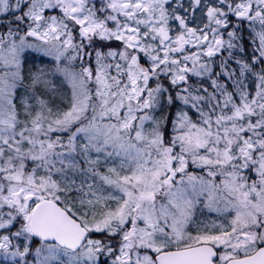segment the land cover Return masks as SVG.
Wrapping results in <instances>:
<instances>
[{"label": "rangeland", "instance_id": "374dc122", "mask_svg": "<svg viewBox=\"0 0 264 264\" xmlns=\"http://www.w3.org/2000/svg\"><path fill=\"white\" fill-rule=\"evenodd\" d=\"M7 1L0 0V19ZM108 1L113 11L142 10V19L152 24H141H154L153 45L170 33L167 19L173 13L179 18L186 9L183 0ZM80 4L37 0L29 15L34 27L26 37L18 35L24 41L12 35L0 42V264H155L160 251L202 244L220 248L221 261L252 252L255 243H264V139L255 138L264 124L250 122L259 113L258 84L248 93L242 80L236 82L241 87L237 102L234 93L223 102L228 115L217 111L211 121L194 109L193 114L200 115L194 124L180 105L165 126L157 119L163 114L165 92L134 70H123L122 44L87 43L91 51L79 58L75 47L82 50L83 44L63 37L54 18L41 30L43 12L56 11L55 6L61 12L63 6V14L84 30V37L76 33L80 42L94 35L130 45L139 41L137 33L94 22L81 13ZM25 17L20 14L17 23L23 25ZM176 21L184 25L182 19ZM222 24L226 26L223 19ZM51 27L58 31L51 34ZM216 33L218 39V28ZM180 38L169 36L168 42L172 46L176 40L180 48ZM129 47L135 52L140 48ZM25 51L48 55L55 68L51 75L42 70L36 76L34 87L42 94L24 92L17 112L13 100L21 86L18 56ZM190 62L196 64V57ZM160 63L159 58L152 63L154 79L166 78L167 69ZM198 63L201 69L194 74L208 73V66ZM251 132L254 135L242 144V136ZM170 158L174 171L166 182ZM145 194L157 199L137 211L134 203L142 202ZM42 199L62 206L89 231L79 251L31 242L27 211ZM19 226L29 237L13 234ZM18 239L22 242L16 245Z\"/></svg>", "mask_w": 264, "mask_h": 264}, {"label": "trees", "instance_id": "16d2710c", "mask_svg": "<svg viewBox=\"0 0 264 264\" xmlns=\"http://www.w3.org/2000/svg\"><path fill=\"white\" fill-rule=\"evenodd\" d=\"M16 1L17 0L7 1L6 13L0 19L1 43L3 41H8V38L12 35H15V37H18V35L26 37L28 30L32 26V21L29 15L31 16L32 6H34V2L37 0L19 1V6H15ZM51 1H53V3L57 2V0ZM80 1L83 3L80 4L81 13H84L83 11H85L89 17H93L92 19L95 20L94 22L100 23L103 27L110 30L124 28L127 31L126 33H137V36L139 37L138 42L140 44H146V46H141L138 51L142 54H146L145 58L147 60H151V58L147 55L150 49L147 44L150 45L151 43V30L154 29V24L149 27L147 26L152 23L142 19V10L134 7L128 11H123V8L121 7V11H113L111 9L112 5L108 0ZM123 1L126 4H130L131 1L136 2V0ZM192 1L193 0H186L184 2L183 7L186 9L182 11L183 15L180 14L179 18H176V14L173 13L172 16L167 19L170 30V33L167 34L166 38L168 46L164 50L158 49V51L162 52L159 57L162 61V64L160 63V67L163 69L165 68V70L167 69L164 74L166 78H155L152 81L154 82L153 87L162 89L163 92H165L161 97L163 103L160 111L163 114H160L159 117H157L158 121L160 120L162 124L165 123L164 125L168 126L170 123V116L175 112L174 110L176 108L179 109L180 105L185 107L184 111L190 112V119L194 124H198L200 117V115L193 114L194 109L200 110L202 114H206L211 121H214L215 117L219 115L217 111H220L221 116L228 115L224 111L223 102L227 99L226 96L232 98L233 93L236 101L239 97L238 90L241 89L236 82L239 83L242 80L245 83V86H243L245 87L244 90L248 93H252L254 91L253 84H258V100L255 106L259 109V113L252 116L250 118V122L251 124H254L259 120L262 124H264V0H221V3L226 4V6L223 5L221 8V12L224 15L221 19L224 20L226 26H223L222 24L218 28V39H216L217 28H215L214 19L213 17L208 18L209 13L212 14L213 9L215 8V0H208L207 3H209V5L207 6L205 5L206 0H200L197 8L192 6ZM233 2L237 5H241V8L237 7L235 9L234 18H232L229 14L232 10L231 4ZM190 8H193L192 12ZM55 10L56 11L52 12L45 11L39 17L40 19L44 17V25L42 24L43 28L41 30L45 31V29L51 25V19L54 18L58 23H52L61 29L63 37H70L73 41L72 44L74 45L83 44V47H81L82 50H79L80 47H75L79 53L77 55L79 58L81 54H83V58L86 57L87 52L91 51V48L89 46L87 47V43L100 42L127 44L117 38H97L95 35L93 38H89V40L85 38V41L80 42V38L76 35V30L81 25L73 20V18L69 17V15L66 16L61 12H58L56 6ZM205 13L206 16L208 15L207 17H204L203 14ZM20 14H26L25 19H21L23 25L17 23V17L20 16ZM110 17H112V20H109ZM176 19H182L184 25H182L181 22L178 23ZM142 21L147 22V25L144 26L141 24ZM56 31H58V29L55 28L53 30V27H51V34H54ZM180 34V48L178 47V44H176V40L171 46L168 42L169 36L171 40H173L175 37H180ZM20 40L24 41L19 37L15 38V41ZM29 40L32 39L29 38ZM217 43H220V46L218 47L219 49H215V47H217ZM6 44L8 43H5L4 46ZM197 44L198 47L196 46ZM233 44H236L235 49L232 47ZM174 45L175 47H173ZM205 47H208L207 50ZM207 54H210L211 56H207ZM194 57H196L197 63L191 64L190 60ZM18 60L20 64L19 82L21 86L18 89H15V97L13 100V106L17 112L20 108L21 95L24 92L31 89L30 92L32 94L41 93L40 88L34 87L36 86L34 85V82H36V76L42 70H48V75H51V71L55 68V62L51 59V57L48 55H40L33 51L21 52L18 56ZM199 61L205 63L209 68L208 73H204L202 76L194 74V70L201 69V65L198 63ZM182 67L185 69L184 72L181 71ZM243 69L245 71L242 76ZM172 72V75L174 76L173 80L170 79ZM180 74L182 75L181 78ZM18 114L19 113H17V115ZM72 127L76 129L77 125ZM71 131L72 129L70 132ZM257 132L258 135L255 137L256 140L264 139V128H259ZM253 135L254 133L251 132L242 136V144H244L245 139L248 140V137ZM245 148L249 151L252 150V147L250 148V146ZM38 201H36V203ZM36 203L34 202L29 206L27 213H30ZM13 234H15L16 237L20 235L28 236L27 232L22 229V226H19ZM7 235L6 237H8ZM30 240L31 242L41 243L33 237H31ZM21 242L22 240L18 239L16 245ZM255 244L256 248L254 250L264 246L263 242ZM215 249L217 250L220 259L222 251L220 248ZM254 250L252 252H254ZM21 251L22 247H18V252ZM252 252L241 254L234 253L230 258L242 257L249 255ZM219 262L222 261L219 260Z\"/></svg>", "mask_w": 264, "mask_h": 264}, {"label": "water", "instance_id": "95a60500", "mask_svg": "<svg viewBox=\"0 0 264 264\" xmlns=\"http://www.w3.org/2000/svg\"><path fill=\"white\" fill-rule=\"evenodd\" d=\"M58 10L65 12L63 6ZM168 165L166 182H170L173 177L172 159H168ZM28 230L40 242L53 244L70 252H77L88 238L87 230L79 221L59 204L48 199L41 200L31 210ZM217 256L212 246L202 244L161 252L155 256V264H219ZM223 264H264V246L248 256L233 258Z\"/></svg>", "mask_w": 264, "mask_h": 264}, {"label": "flooded vegetation", "instance_id": "af4514ba", "mask_svg": "<svg viewBox=\"0 0 264 264\" xmlns=\"http://www.w3.org/2000/svg\"><path fill=\"white\" fill-rule=\"evenodd\" d=\"M183 1L185 2L186 0H183ZM207 1L208 0H206V3H205L206 6L209 5V3H207ZM221 2H222L221 0H215V6H214L215 8L213 9V13L212 14L209 13V16H208V18L213 17L215 28H219L221 26V20H222L221 18L224 17V15L221 12V8H222L223 5L226 6V4H223ZM199 3H200V0H193L192 1V6L194 8H197V6H199ZM237 7L241 8V5L240 4L237 5L235 2H233L231 4V9L232 10L230 11L229 14H230V16L232 18H234L233 16H235V9ZM208 8H209V6H208ZM190 9H191V12H192L193 8H190ZM79 28L81 29L82 27L80 26ZM78 29L76 30L77 33H78ZM80 29H79V32H80ZM78 34H79V36L80 35L82 36L83 31H81ZM162 38L164 39L163 40L164 42H162V43H158L157 42L158 44H156V45H153L152 43H150V45L147 44V46L150 47L149 52L147 53V55L151 58V60H147L145 58L146 54L140 53L138 51V49L136 50L138 52H135L133 49L131 50L130 47H129V46H131V47H136V46L141 47V46H146V44H140L139 42L132 43L131 45L130 44H125V45L122 44V46H123V48H122L123 54H121V55L123 57V60L121 62V67L123 66V70H127L128 71V68H129V70H131V69L134 70L143 79H145V78L147 79L148 78L149 80H153L154 79L153 75H154L155 68H153L152 63L157 61V58H159L161 56V53H162L161 51H158V49H163L164 47L166 48L168 46V43H166L167 42L166 41L167 37H164L162 35ZM196 46L198 47V44ZM219 46H220V43H217V47H219ZM232 46L236 47V44H233ZM129 79H130V77H129ZM130 87H135V85L132 84V86L130 85ZM126 93L129 95L128 91H126ZM171 150H172V148H171ZM156 199H157V197L153 196V195H149V194L142 195V196H140V200L142 202L136 201L134 203V206H135L134 208H136V206H137L136 210L138 211V209L143 205V203L144 204H146L147 202L154 203L156 201ZM133 221H135V219ZM154 261H155V258H154Z\"/></svg>", "mask_w": 264, "mask_h": 264}]
</instances>
